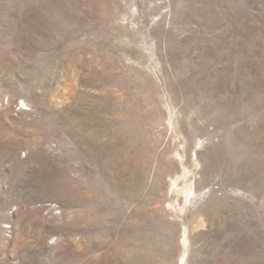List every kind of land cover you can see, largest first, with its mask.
I'll list each match as a JSON object with an SVG mask.
<instances>
[{"label": "rangeland", "instance_id": "374dc122", "mask_svg": "<svg viewBox=\"0 0 264 264\" xmlns=\"http://www.w3.org/2000/svg\"><path fill=\"white\" fill-rule=\"evenodd\" d=\"M0 264H264V0H0Z\"/></svg>", "mask_w": 264, "mask_h": 264}]
</instances>
